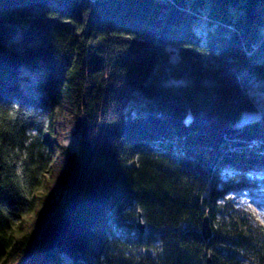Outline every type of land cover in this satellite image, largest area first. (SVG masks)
Masks as SVG:
<instances>
[{
    "label": "trees",
    "instance_id": "trees-1",
    "mask_svg": "<svg viewBox=\"0 0 264 264\" xmlns=\"http://www.w3.org/2000/svg\"><path fill=\"white\" fill-rule=\"evenodd\" d=\"M262 80L264 0H0V264H264Z\"/></svg>",
    "mask_w": 264,
    "mask_h": 264
},
{
    "label": "rangeland",
    "instance_id": "rangeland-1",
    "mask_svg": "<svg viewBox=\"0 0 264 264\" xmlns=\"http://www.w3.org/2000/svg\"><path fill=\"white\" fill-rule=\"evenodd\" d=\"M20 38L19 30L12 39ZM11 40H7V47L10 48ZM12 45L17 47V41L14 40ZM175 55V51H172ZM176 56L172 57V60H176ZM171 84H179L180 82L170 81ZM254 97L258 105V110L252 113H243L240 119V124L245 121L258 119L261 113H264V80L256 83L250 92ZM61 143L72 152L78 151L79 137L76 132L67 133L62 139ZM222 180L227 181L234 186L237 184V180L232 172H224L222 174ZM226 187V191L221 201L227 202L234 210L239 212L244 218L249 220L255 227H259L261 233L264 236V172H252L246 175L244 182L238 187L233 188ZM220 215H217V219ZM62 264H70L68 260L64 258Z\"/></svg>",
    "mask_w": 264,
    "mask_h": 264
},
{
    "label": "water",
    "instance_id": "water-1",
    "mask_svg": "<svg viewBox=\"0 0 264 264\" xmlns=\"http://www.w3.org/2000/svg\"><path fill=\"white\" fill-rule=\"evenodd\" d=\"M136 230L139 232V234H143L144 231V224L140 220V214L138 213L137 221L135 224ZM211 225L208 215H205L203 217L202 223H201V235L203 239L206 241L211 237Z\"/></svg>",
    "mask_w": 264,
    "mask_h": 264
}]
</instances>
